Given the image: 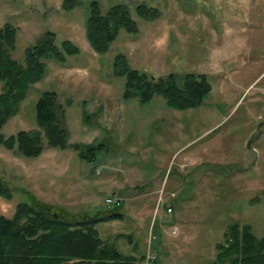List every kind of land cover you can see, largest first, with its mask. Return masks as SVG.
Returning <instances> with one entry per match:
<instances>
[{
  "label": "rangeland",
  "instance_id": "374dc122",
  "mask_svg": "<svg viewBox=\"0 0 264 264\" xmlns=\"http://www.w3.org/2000/svg\"><path fill=\"white\" fill-rule=\"evenodd\" d=\"M65 1L0 0V28L16 29L9 54L18 63L45 32L55 34L58 48L63 41L78 48L64 63L43 61L45 77L28 89L0 134L7 138L38 130L35 104L42 93L53 92L69 145L99 141L109 131L113 141L102 139L105 148L91 163L100 173H89L90 178L72 149H52L43 141L42 154L26 158L0 145V186L11 194L10 200L0 197V215L11 218L15 206L28 203L30 196L71 215L109 210L105 200L115 196L108 186L138 171L149 197L121 200L124 221L97 227L119 252L145 256L141 264H208L226 227L235 222L250 225L259 240L264 230V75L249 95L241 97L240 85L264 69V0H72L76 5L70 11L63 9ZM93 1L102 15L124 5L137 26L136 34L120 29L103 55L94 53L85 38ZM140 4L156 9L159 17L138 16ZM233 49L239 56L229 67L241 76L233 68L221 80L217 63ZM117 54L153 80L208 71L211 93L201 107L186 111L168 108L159 95L147 105L124 101V78L112 73ZM214 125L213 133L201 135ZM148 255L154 260L146 263Z\"/></svg>",
  "mask_w": 264,
  "mask_h": 264
},
{
  "label": "trees",
  "instance_id": "16d2710c",
  "mask_svg": "<svg viewBox=\"0 0 264 264\" xmlns=\"http://www.w3.org/2000/svg\"><path fill=\"white\" fill-rule=\"evenodd\" d=\"M76 2L66 0L63 9L70 11ZM146 21L159 17V12L144 5L135 9ZM120 29L129 34L137 33V26L124 5H114L102 15L97 2L89 3L85 21V38L92 51L105 54ZM16 29L5 25L0 28V129L19 112L28 89L40 82L46 74L43 61L64 63L66 56L78 54V48L63 41L60 48L55 44L52 32L45 34L32 47L24 51V63L14 60L9 51L14 50ZM112 73L124 78L122 99H136L140 105L148 104L154 95L164 99L165 105L176 111L201 107L210 95L212 87L204 75L192 73L179 77L168 74L153 80L129 67L126 57H114ZM56 95L44 92L35 104L36 131H20L4 138L0 134V145L26 158H36L46 146L52 149H72L80 160L95 161L104 144L93 145L67 143V132L61 125ZM7 188L0 186V197L10 200ZM121 204L109 210L93 214H72L39 201L34 196L28 203H18L11 218L0 215V264H141L139 258L125 255L106 243L97 229L101 223L122 218ZM215 256L208 264H264V230L258 240L248 224L231 223L223 240L214 247Z\"/></svg>",
  "mask_w": 264,
  "mask_h": 264
},
{
  "label": "crops",
  "instance_id": "0c3cea01",
  "mask_svg": "<svg viewBox=\"0 0 264 264\" xmlns=\"http://www.w3.org/2000/svg\"><path fill=\"white\" fill-rule=\"evenodd\" d=\"M254 33H257V32H254ZM253 33V34H254ZM258 34V33H257ZM256 35V34H255ZM257 36V35H256ZM70 42V41H69ZM71 43V42H70ZM235 56H239V51L238 50H235V49H233V50H227V55H224L221 59H219V63H217V65H218V71H219V73H218V75L219 76H221L222 78H221V80H223L224 78H225V76H226V71L227 70H233V68L234 67H229L230 65H233V59H234V57ZM234 70L235 71H238L236 68H234ZM196 75H204L206 78H207V80H208V77L207 76H211V73L210 72H208V71H202V70H200L199 71V73H197ZM234 75L235 76H241L240 75V73H239V71L237 72V73H234ZM264 75V69L259 73V74H257V75H255V78L253 79V81H251L250 83H248L246 86L245 85H240V90H241V92H240V94H241V97L242 96H244L246 93H248L247 95H249L250 93H251V90H253V89H257L258 88V86H259V84L261 83V81L263 80V78L262 79H260L262 76ZM260 79V81H258ZM258 81V82H257ZM217 85V84H216ZM218 86L219 87H222V86H224L225 87V82L224 81H219L218 80ZM237 86H239V84H237L236 85V87ZM262 88H264V86H262L260 89H262ZM259 93H258V91L253 95V97L255 96V95H258ZM240 97V98H241ZM240 101V99L237 101V103ZM236 103V104H237ZM149 104V103H148ZM147 105V104H146ZM97 115V114H96ZM100 115L101 114H99L96 118H99L100 117ZM217 125H214L212 128H210V129H208V130H205V131H203L202 133H201V135H205V134H211V133H213V131H215V130H213L212 132H210L213 128H215ZM108 131H109V129H107ZM210 132V133H209ZM111 133H110V131H109V133H107V135H106V137H102L100 140H101V142L104 144V146H105V142L102 140L103 138L104 139H106L107 138V141L108 142H110V141H113L112 139H111ZM99 140V141H100ZM99 141H95V142H93V143H90V144H84V143H76V144H83V145H93V144H98V143H100ZM107 145V144H106ZM108 149V148H107ZM171 159H173V155H172V157H171ZM80 160V159H79ZM81 161H83V160H81ZM84 162V164H82V166L85 168V172L87 173V175H86V178L88 177V178H90V175H93V176H95L96 177V173H95V171H96V169H95V167H97V166H93L92 164H90V163H88V162H85V161H83ZM89 173H90V175H89ZM100 173V172H99ZM120 173L122 174L123 173V171H122V169H121V172L120 171H115V172H112L111 173V178H110V180H112L113 179V175H120ZM133 173V172H132ZM107 174H110V172H107ZM140 177V175H139V172L138 171H134V178H130V176L128 177V178H124V180H116L115 182H111V184H110V186H108V187H110L113 191V195L115 196V200H120V204H121V200L122 201H126V200H128V199H130V198H133V196H134V198H147V197H149V194L151 193V192H149L148 193V191H144L145 190V187L144 186H142V185H139V184H142L143 183V181L139 178ZM114 178H115V176H114ZM93 189H94V187H93ZM97 192V191H96ZM117 196H119V198L117 197ZM171 196H173V191H172V193H171ZM123 204V203H122ZM121 204V205H122ZM122 207L123 206H121V214H122V218H120L119 220H114V221H124V219H125V216H124V213H122L123 211H122ZM168 209H170V210H172V211H170V213H173V209H171V208H167V210ZM81 214H88V213H81ZM112 222V221H111Z\"/></svg>",
  "mask_w": 264,
  "mask_h": 264
},
{
  "label": "built area",
  "instance_id": "2783aa9c",
  "mask_svg": "<svg viewBox=\"0 0 264 264\" xmlns=\"http://www.w3.org/2000/svg\"><path fill=\"white\" fill-rule=\"evenodd\" d=\"M95 173L98 174L99 171H95ZM105 203H106L107 205H110L111 207H116V206H119V205H120V200L106 199V200H105ZM170 211H171V210L168 209L167 212H170ZM153 260H154L153 257H151L150 255H148V256L146 257V263H148L149 261H153Z\"/></svg>",
  "mask_w": 264,
  "mask_h": 264
}]
</instances>
